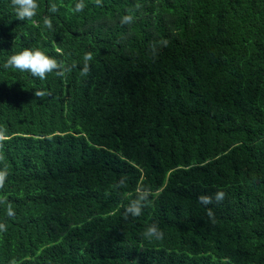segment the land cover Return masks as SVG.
Returning a JSON list of instances; mask_svg holds the SVG:
<instances>
[{"label":"trees","instance_id":"1","mask_svg":"<svg viewBox=\"0 0 264 264\" xmlns=\"http://www.w3.org/2000/svg\"><path fill=\"white\" fill-rule=\"evenodd\" d=\"M78 2L0 0V264H264V0Z\"/></svg>","mask_w":264,"mask_h":264},{"label":"clouds","instance_id":"2","mask_svg":"<svg viewBox=\"0 0 264 264\" xmlns=\"http://www.w3.org/2000/svg\"><path fill=\"white\" fill-rule=\"evenodd\" d=\"M97 5L100 4V0H96ZM11 5L13 6L17 19L20 21L24 20H32L36 14L37 9L39 7L37 0H11ZM139 7V5H137ZM85 8V4L83 3V0H80L75 5L74 11L75 12H81ZM51 12H56L57 7L56 5H51L50 9ZM133 22V15L128 14L123 16L121 19L122 24H130ZM44 24L48 29L52 28V22L49 17L44 18ZM84 68L82 70L83 75H87L89 71L88 61H91L93 59V55L91 52H87L84 55ZM4 68H14L16 70H19L21 72H30L34 77H38L41 80H44L47 78V75L49 73L55 72L57 76L64 77L66 73L71 71V68L64 65L63 62H58L55 58L50 57L47 55L44 51L40 49H29L25 48L22 51L13 54L10 56L6 63L3 65ZM44 92H36L35 96L42 97L44 96ZM6 129L0 128V142H3L7 139L6 135ZM2 159V158H0ZM8 172L7 169L0 170V188L4 186L5 180L7 179ZM125 183V178H121L119 183L116 185L117 187L123 186ZM224 193L223 192H217L215 199L217 202H220L224 199ZM147 198V193H142L137 199H134L130 202L128 207L126 208V216L128 214H131L132 216H140L142 212V208L145 206L143 203ZM199 201L205 205L212 202V198L208 196H200ZM8 214L14 215V213L9 209ZM208 215H212V211L208 210ZM5 228L4 225L0 224V230H3ZM144 236L146 238H155L156 240H162L163 239V231L158 227L156 224H152L149 226ZM12 264H15V261L12 262Z\"/></svg>","mask_w":264,"mask_h":264}]
</instances>
